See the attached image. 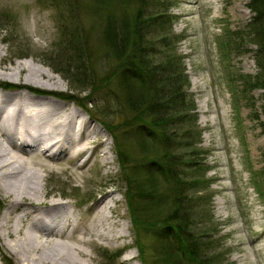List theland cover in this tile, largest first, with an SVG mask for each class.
<instances>
[{
  "label": "rangeland",
  "instance_id": "1",
  "mask_svg": "<svg viewBox=\"0 0 264 264\" xmlns=\"http://www.w3.org/2000/svg\"><path fill=\"white\" fill-rule=\"evenodd\" d=\"M73 1L78 5L64 12V8L52 0H0V56L4 58L1 67L13 68L26 61L42 70L47 69L60 80L62 86L56 90L42 88L41 92L54 100L57 98L53 94H57L60 102L74 107L76 105L70 102L71 99L63 101L60 95L93 97L87 104L88 108L93 109L102 88L100 84L108 80L105 85H109L111 80L100 75L103 74L101 70H105V73L108 71L106 63H102L106 60L103 59L101 65L97 62L100 65L98 69L95 67L98 76H91L93 83H99L98 92L92 95L87 81L83 83L88 84L86 87L68 83L69 71L60 68L58 46L64 33L72 31L77 24L87 48L100 59L104 58L103 31L111 32L116 26H110V18L104 20L96 17L94 9L86 6L85 1ZM249 1L171 0L169 8L174 17L172 31L179 37L176 48L183 57L189 78L188 95L194 102L196 124L201 133L200 145L197 147L205 153L202 157L210 168L206 174L210 184L202 192L201 201L197 204L202 217L200 223L207 228L208 214L211 229L217 233L215 238L220 239L218 251L223 253L224 264H264V198L252 184V175H257L256 181H264V114L261 109L264 98L260 89L244 91L245 87L239 80V76H254L258 72L254 58L257 47L250 43L241 45L239 50L228 51L232 46L225 47L223 44L226 41L225 32L240 31L244 34L248 30L247 25L253 17L248 8ZM67 60L63 58V62ZM74 64L76 62L72 61L68 66L75 68ZM93 73V70H89V74ZM0 84L15 87L4 89L10 94L29 93L28 88L39 90L22 81L0 79ZM232 89L237 93L235 96ZM41 96L44 94L41 93ZM80 111L92 123L96 141L94 146L98 143V149L92 154L84 171H74L65 164L47 165L39 158L32 159L31 163L26 161L27 164H34L32 169L41 176L40 197L45 202L59 200L72 204L79 208L76 212L78 217L84 218L85 215L89 218L88 208L94 202L93 196L97 197L101 189L114 191L115 203L111 215L114 216L116 230L121 229L123 238L113 245L104 242L94 245L90 241L83 247L89 256L79 260L82 264H142L137 240L144 244L150 259L154 258L151 253L154 240L150 235H140L137 239L125 197L128 187L134 186V178L142 175L134 166L137 164L142 169L144 166L133 160V156L139 155L141 144L138 145L139 140H135L133 130L125 133L120 148L126 153L128 163H119L114 136L104 125ZM129 138L132 140L129 141ZM103 159L106 163L102 165ZM260 173L263 175L260 176ZM9 199L0 190L3 206L0 207V217L9 206ZM84 230L83 226H79L80 232ZM14 238L13 235L10 238L0 235V264H28L16 260L3 245ZM78 238H81L80 233L65 240L75 246Z\"/></svg>",
  "mask_w": 264,
  "mask_h": 264
},
{
  "label": "trees",
  "instance_id": "2",
  "mask_svg": "<svg viewBox=\"0 0 264 264\" xmlns=\"http://www.w3.org/2000/svg\"><path fill=\"white\" fill-rule=\"evenodd\" d=\"M52 1L64 12L78 5L73 0ZM83 1L94 9L96 17L110 18V26L116 29L103 31L106 55L100 59L87 48L84 35L75 24L59 43L60 68L69 71L67 81L72 86L89 84L92 95L98 92L99 85L91 78L98 76L95 67L106 63L108 71L101 70L100 75L111 80L109 85H105L108 80L100 84L102 88L93 109L87 107L93 97L60 96L78 103L114 136L119 163H128L120 148L125 133L133 130L135 140L141 144L139 155L133 156V160L144 166L143 169L134 166L142 175L134 178V186L128 187L125 197L137 239L150 235L154 240L152 259L148 258L144 244L137 240L142 264H224L223 253L218 251L220 239L215 238L217 233L211 229L208 214L207 228L200 223L197 204L210 184L206 178L210 168L202 157L205 153L198 149L201 133L194 102L188 95L189 79L183 57L176 48L179 37L172 31L171 0ZM248 8L253 13L248 30L244 34L225 32L223 44L232 46L228 51L250 43L256 45L258 72L254 76H239V80L244 91L260 89L264 98V0H250ZM64 57L68 59L66 63ZM72 61L76 62L75 68L68 66ZM89 70H93V75ZM84 81L88 84H83ZM232 94H237L234 89ZM261 109L264 114V103ZM252 176L253 187L264 198V181H256L257 175Z\"/></svg>",
  "mask_w": 264,
  "mask_h": 264
},
{
  "label": "bare ground",
  "instance_id": "3",
  "mask_svg": "<svg viewBox=\"0 0 264 264\" xmlns=\"http://www.w3.org/2000/svg\"><path fill=\"white\" fill-rule=\"evenodd\" d=\"M3 59L0 56V79L39 88H28L31 94L0 92V190L10 197L0 217V235L15 237L3 245L16 260L28 264H82L79 259L89 256L83 247L90 241L113 245L124 236L111 215L114 191L101 189L88 208L90 217L81 218L72 204L41 199V176L27 162L39 158L47 165L65 164L84 171L99 146H94L92 123L76 107L41 92L62 86L50 71L26 61L2 68ZM79 226L85 230L80 232ZM79 233L81 238L74 244L79 248L65 240Z\"/></svg>",
  "mask_w": 264,
  "mask_h": 264
}]
</instances>
